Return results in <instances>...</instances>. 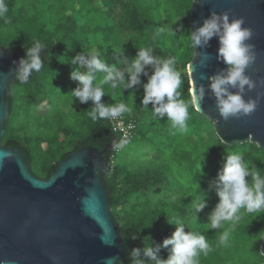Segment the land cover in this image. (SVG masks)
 <instances>
[{"label": "trees", "instance_id": "1", "mask_svg": "<svg viewBox=\"0 0 264 264\" xmlns=\"http://www.w3.org/2000/svg\"><path fill=\"white\" fill-rule=\"evenodd\" d=\"M70 1L52 0L49 3V22L38 21L29 15L40 0H5L8 12L0 17V47L3 45L13 52H21L24 57L26 47L34 41L39 40L46 45V51L41 54L45 62L42 70L34 72L26 84L16 80L11 84L8 96L10 116L5 122L3 138L4 145L18 147L27 155L31 169L42 178H49L69 151H76L83 145L102 150L117 136L108 120L94 122L88 117L91 102L79 104L74 99L72 103L70 91L78 82L70 78L64 80L65 89L58 91V83L53 82L57 64H65L74 51L89 52L96 46L100 49V58L109 65L115 62V52L127 46L131 47L126 54L129 58L135 57L137 47H152L155 49L153 54L162 58L176 56L171 47L166 49L162 46L166 33L157 0H147L145 5L143 0H87L91 6L84 16L94 12L93 18L101 20L99 24L91 27L92 18L86 17L82 22L76 17H68L55 24V19H60L65 11L62 4ZM95 1H100L102 7H93ZM174 2V11L167 14L169 19L182 16V12L193 4V0ZM184 52L190 53L187 49ZM178 62L176 60L179 71ZM141 80L147 82L146 77L142 76ZM104 89L106 95L102 101L105 103H119L127 91L122 87L111 89L107 85ZM181 91V98L188 100L191 96L189 86L183 83ZM126 100L132 110L125 115H133L137 119L133 138H136L143 153L154 152L155 155L151 160H141L147 163H140L134 168L128 161L122 166L114 165L111 159L116 152L106 153L111 167L104 181L112 189L110 203L127 247L125 259L120 264H131L129 252L136 247L142 248L144 237H150L153 245L170 237L176 225L169 224L167 220L176 218L186 221V232L194 231L209 239L212 251L207 256H201L199 264L262 263V258L252 260L247 256V248L252 245L259 228L255 214L241 212L242 218L231 230L226 246L219 245L217 236L229 226L226 224L218 230H208L207 224V216L218 202L215 192L209 190V182L216 178L227 153L236 151L244 159V154L251 150L253 144L227 145L216 141L211 149L193 157V151L181 147L177 139L210 125L204 115L190 107L188 130L181 133L170 127L166 117L153 120L151 104L149 109H144L140 100H137L136 107L129 104L127 97ZM14 132H23V135L29 136V141L19 139ZM61 134L79 138L70 144L60 139ZM44 142L47 143L46 150L41 148ZM166 152L172 157L159 160ZM120 177H123L124 183L117 186L116 180ZM173 195L177 196L175 202L171 200ZM205 195L206 207L197 213L196 220L193 203L204 199ZM168 254L167 249H161L159 253L162 259H167Z\"/></svg>", "mask_w": 264, "mask_h": 264}, {"label": "water", "instance_id": "2", "mask_svg": "<svg viewBox=\"0 0 264 264\" xmlns=\"http://www.w3.org/2000/svg\"><path fill=\"white\" fill-rule=\"evenodd\" d=\"M229 11L230 19L243 17L254 31L257 61L246 74L264 78V0H193L190 30L202 24L211 11ZM218 39L197 51L210 55L206 67L199 56L189 63L191 93L208 77L226 67L216 60ZM195 51V50H194ZM21 52L0 47V264H120L127 247L110 203L112 189L104 176L110 169L106 153L114 151L116 137L102 150L83 145L57 166L49 178L37 176L20 148L3 144L10 116L8 96ZM192 67V68H191ZM264 93V86L245 99ZM199 113L214 122L215 131L228 145L251 141L264 148V97L249 117L224 121L214 97L206 94ZM111 158V156H110ZM264 255V235L261 245ZM264 264V263H261Z\"/></svg>", "mask_w": 264, "mask_h": 264}, {"label": "clouds", "instance_id": "3", "mask_svg": "<svg viewBox=\"0 0 264 264\" xmlns=\"http://www.w3.org/2000/svg\"><path fill=\"white\" fill-rule=\"evenodd\" d=\"M7 12L5 0H0V17ZM244 24L243 17L230 19L228 10L220 13L211 11L202 24L189 31L190 46L195 50L194 55L200 57V67L207 66L210 55L197 50L207 48L213 37L218 39L219 44L216 60L226 67L207 78V87L204 84L196 86L188 100L181 98L183 80L176 68L175 57L162 58L153 54L155 49L152 47H137L135 57L129 58L122 48L115 52V62L109 65L100 58V50L94 47L89 52L81 51L69 58L68 64L73 67L70 79L78 82L70 91L72 103L74 99L79 104L91 102L87 115L94 122L117 120L132 109L123 101L103 102L102 97L106 95L104 86L111 89L142 87L141 105L144 109L152 105V119L166 117L170 127L181 133L188 130L189 108L199 109L206 94L214 97L215 107L224 121L249 117L257 110L264 93L257 92L254 99H245V94L264 86V78L253 80L246 74V70L257 61V52L255 45L248 43L255 33ZM175 34L173 31L172 35ZM42 51H46V45L39 40L26 47L25 56L19 59L14 70L16 81L26 84L34 72L42 70L45 63ZM142 76L147 78V82H142ZM127 143V139H121L114 143V147L118 149ZM209 190L215 192L218 202L207 216L208 230H218L226 224L229 226L218 234L219 245H227L231 230L242 218L241 212L255 214V217L264 213V171L245 163L239 153L225 155L216 178L209 182ZM176 199L175 195L171 197L173 202ZM205 207L206 195L204 199L193 203L192 211L196 220L197 213ZM167 222L176 225L171 236L155 245L151 243L150 237H144V246L129 252L131 264H199L201 256H207L212 251L205 235L185 231L188 229L185 220L176 218ZM161 249H167V259L160 257Z\"/></svg>", "mask_w": 264, "mask_h": 264}, {"label": "rangeland", "instance_id": "4", "mask_svg": "<svg viewBox=\"0 0 264 264\" xmlns=\"http://www.w3.org/2000/svg\"><path fill=\"white\" fill-rule=\"evenodd\" d=\"M51 1L52 0H40V2L37 5V8L35 10H30L29 15L32 17L34 16L38 21H46V22L51 21L50 10L48 9V5ZM86 1L87 0H71L70 2L62 4L65 11L59 16L60 19H55L57 21L55 24L65 21L68 17H76L81 22L84 20L85 17L88 19L92 18V22L90 24L91 27L99 24L101 20H96L93 18L94 12H92V14L88 16L87 15L84 16V13L86 12L87 8L91 6V3L87 4ZM157 2L160 7L159 16L163 21V25L165 27V33H166L164 37L165 43L162 46L166 49L171 47V49L175 52L176 60L179 61L178 66H179V71L182 74L183 83L186 86H189V92L190 95H192L189 63L194 57V49L190 46L189 35H188L189 31H191L190 13L192 10V6L190 8L185 9L182 12L183 13L182 16H175L169 19L167 17V14L168 12L171 13L172 11H174V6H175L174 0H157ZM94 3H93V7L96 6L102 7L100 1H95ZM147 3H148L147 0H143L144 5ZM49 27L53 28L54 25H49ZM173 31L176 32L175 35H172ZM96 48L98 47L96 46ZM186 49L187 51H190V53L189 52L185 53L184 50ZM130 51H131L130 46L124 48L125 55ZM72 53L73 54H71L69 58L75 56L79 52L74 51ZM68 63H69V59H67L65 64L59 63L56 66V72L53 78V82L56 84L58 83L57 85V88L59 89L58 91L61 90L63 91L65 89L64 88L65 83L62 81L64 80L68 81V79L70 78V72L73 70V67ZM184 63H186V66L184 65ZM126 97L130 101L129 104L132 103L131 106L136 107L138 104L137 100L138 101L142 100L143 88L134 87L133 89H127L126 94L119 99L120 102L123 101L127 103ZM206 119L210 125H205L203 130L194 133L193 132L186 133L184 134V136H181L177 139L181 147L193 151V157L197 156L199 152H205L211 149L216 141H218L219 144L221 143L225 144L217 135L215 131L214 122L207 117ZM22 133L23 132H14V136L18 137L21 140L29 141L30 139L29 136L27 135L25 136ZM78 138L79 136L64 135V134L60 135L61 140H65L70 144H72ZM184 138L186 139L183 140ZM138 144L139 143L136 141V138L129 140L126 145L121 147L119 152H116L114 158H112L114 165L122 166L124 163L128 161L129 163H132V167L136 168L140 165V163L141 164L147 163V162L142 163L141 160L153 159L155 153L154 152L143 153L139 148ZM242 144H253L251 150L246 151V153L244 154V162L250 165H254L256 168L264 171V148H261L257 143H253L251 141H247L236 145H242ZM41 148L43 150H46L47 143L46 142L42 143ZM169 157H172L171 153L168 154L166 152L165 155H163L159 160L164 161L166 160V158ZM114 174L116 175V171H114ZM116 181H117L116 182L117 186H121L124 183L123 177L118 178ZM118 209H120V207H118ZM256 219L259 225L258 233L256 234V237L253 239L252 245H250L247 248V256L252 260H257L258 258H262L261 261L262 263H264V255L261 252V245L264 235V213L258 215ZM234 264H238V262L236 261Z\"/></svg>", "mask_w": 264, "mask_h": 264}, {"label": "built area", "instance_id": "5", "mask_svg": "<svg viewBox=\"0 0 264 264\" xmlns=\"http://www.w3.org/2000/svg\"><path fill=\"white\" fill-rule=\"evenodd\" d=\"M109 122L112 126L113 131L117 135L115 143L119 142L121 139H127L129 141L133 138L136 127H137V119H135L133 115H130L129 117H127L125 114H123L117 120H110ZM129 125H131V127H129ZM120 149L121 148L117 149L114 147L115 152H119ZM110 167H111V162H110Z\"/></svg>", "mask_w": 264, "mask_h": 264}]
</instances>
